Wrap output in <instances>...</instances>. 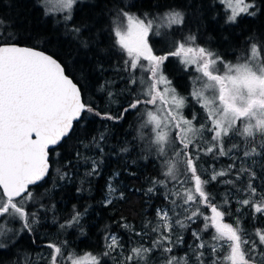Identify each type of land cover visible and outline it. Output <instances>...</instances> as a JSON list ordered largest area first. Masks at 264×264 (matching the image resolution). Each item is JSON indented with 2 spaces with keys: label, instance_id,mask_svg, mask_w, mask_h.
I'll return each mask as SVG.
<instances>
[{
  "label": "trees",
  "instance_id": "trees-1",
  "mask_svg": "<svg viewBox=\"0 0 264 264\" xmlns=\"http://www.w3.org/2000/svg\"><path fill=\"white\" fill-rule=\"evenodd\" d=\"M255 2L258 7L254 16L244 13L237 16L235 23H226L228 10L221 0H87L75 5L69 21L59 20L51 12L46 15L40 0H0V38L11 37L10 43L34 47L54 56L78 84L84 104L94 109L85 111L83 118L74 123L70 135L53 148L48 176L30 188L33 199L25 207L29 213H37L32 231L21 232L20 223L8 220L6 228L13 231L0 240L8 245L0 249V264H52L54 250L49 245L61 249L57 263L71 264L72 259L79 261L90 253L99 256L101 264H124L132 248L141 245L151 248L158 239L159 232L152 231L159 223L158 209L168 211L172 218L171 243L164 242L172 251L153 248L148 253L147 264H166L170 256L184 258L188 264H200L196 257L198 251L204 253L203 264H231L226 237L213 238L217 235L215 228L210 227L213 215L210 205L213 204L223 213L220 221L236 229L242 240L249 241L242 246L248 258L264 264V255L250 251L254 241L257 253H264V244L256 236L257 229L264 231V214L254 215L250 207L239 203L245 198L257 202L260 193H264V155L258 147L256 154L244 156L245 150L261 144L259 134L250 138L236 134L225 136L227 155L200 151L210 146L211 134L205 132L202 138L198 137L191 148L198 174L205 180H210L214 172L224 171L226 175L205 185L209 205L185 204L186 189L198 195L194 180L184 184L183 176L178 180L164 176V158L157 155L151 144L153 129L141 127L146 118L145 106L128 111L119 120L106 118V114L119 117L137 97L150 99L144 96V89L153 83L146 65L144 68L139 63L142 59L132 69L131 57L117 43L115 32L127 17L123 13L147 19L173 11L183 14L181 24L166 29L173 32L167 37L170 45L153 35L147 43L154 55L169 54L161 68L163 75L170 78L167 80L176 91L190 94L185 97L187 101H193V87L199 84L194 83L193 77L198 72L186 66L183 56L170 53L184 43L185 47H204L225 60L240 62L251 55L255 43L261 45L259 54L264 55V3ZM60 22L64 25L62 29ZM74 28H80L81 32L73 31ZM189 36L196 37L194 44L188 41ZM162 86L170 85L159 84L160 93L164 90ZM187 107V117L191 113L196 117L195 128L205 124L207 115L202 107L195 103H188ZM155 108L156 105H147L149 110ZM233 145L239 147L233 148ZM178 148L179 141L168 148L170 158ZM94 163L96 174L89 175ZM251 172L255 173L254 178ZM250 179L257 189L255 199L243 191ZM229 180L233 183H228ZM109 183L116 189L114 193H109ZM107 199L112 203L107 204ZM197 208L201 214L186 220ZM76 212L81 213L79 223L67 226ZM205 217L209 219L206 221ZM176 220L187 226L181 228ZM206 223L209 227L202 230ZM194 232L200 234V239L193 236ZM109 234L118 238L120 247L104 256L110 243L106 239ZM201 243L204 247L197 249Z\"/></svg>",
  "mask_w": 264,
  "mask_h": 264
},
{
  "label": "snow or ice",
  "instance_id": "snow-or-ice-1",
  "mask_svg": "<svg viewBox=\"0 0 264 264\" xmlns=\"http://www.w3.org/2000/svg\"><path fill=\"white\" fill-rule=\"evenodd\" d=\"M61 9L67 11L64 19L71 20L72 10L79 0H57ZM45 6V14L51 0H42ZM264 3V0H262ZM233 9L232 15L227 17L226 23H235L240 13L250 16L256 14V4L246 3L245 0H235V4L230 3ZM238 9V11H237ZM128 17V30L115 32L117 43L127 51L131 57V67L136 69L141 57L149 62V71L153 83L144 92L145 97H137L119 117L107 116V119L119 120L130 110L139 109L145 106V116L142 128L151 126L154 132V139L151 144L155 146L158 156L164 158V176L178 180L183 176L182 183L187 184L194 180L195 194L190 189H186L185 204L203 203L209 205V194L206 192L205 185L211 181H217L218 177L226 175L224 171L214 172L210 180L202 179L198 174V165L193 157L191 148L197 138H202L204 133L211 134V141L206 149L199 150L206 153L217 152L219 155H227L224 148V137L233 134L243 138L255 137L259 133L261 144L253 146L250 150L244 151V156L249 157L257 153L264 155V55H258L261 45L253 44L251 55L246 56L244 63L225 64V72L219 74L218 64L224 63L219 54L214 53L204 47H185L180 43L173 56H183L185 64H196V71L201 73L194 78V83L199 82L192 95L196 103L201 104L207 110L205 124L200 128L193 126V120L186 119L181 109L186 105V98L179 97L175 89L166 87L163 93L158 92L159 84L170 85V81L162 73V65L168 59L169 54L154 55L152 49L148 47L147 35L152 28V21L147 23L136 20L128 13H123ZM167 15L172 24H181L183 14L173 11ZM2 23V21H0ZM73 31L80 33V28ZM11 37L0 38V236L7 235L13 231L6 228L8 220L13 223H20V231H32L33 224L36 222L37 213H29L25 205L33 199V192L29 186H38L43 181L50 170L49 155L54 149L50 146H58L62 140L70 135L74 128V123L83 118V113L93 112L91 106H87L81 101V90L76 83L66 75V70L62 65L50 55L36 51L32 48L21 47L15 43H10ZM188 41L195 43L196 37L189 36ZM195 53V56L193 54ZM164 103L170 97L171 106L164 113L161 105H157V98ZM156 105L155 111L147 109V105ZM99 115V113H97ZM247 123L241 124L244 120ZM255 121V123H252ZM173 132L175 135L173 136ZM179 141L178 150H174L173 157H169L168 148ZM254 143V141H251ZM239 145H233L238 148ZM127 151V149H122ZM233 167L232 165L229 166ZM59 171V169L57 170ZM248 171V170H245ZM89 175L96 174L95 163ZM190 174V176H189ZM239 176V173L237 174ZM251 177L255 173L251 172ZM61 178H64L63 176ZM228 183H233L231 180ZM163 184L164 181H157ZM109 193H114L115 188L111 183L108 185ZM152 189H149L151 192ZM253 199L256 198L257 189L252 184L251 179L248 188L244 189ZM18 198V199H17ZM167 199V197H166ZM228 201H225L227 203ZM107 204L112 200L107 199ZM173 204L176 201H172ZM243 206L250 207L253 214H264V193H260L259 200L253 202L252 199H242L239 201ZM212 212L210 227L215 228L217 235L214 239L226 237L231 248L228 257L231 264H256L254 258H248V253L243 249V245L249 243L242 240L239 232L231 225L222 224L220 219L223 213L218 210L216 205H210ZM201 212L199 208L187 216L186 220L191 221ZM81 213L76 212L67 226L79 223ZM159 223L153 228V232H159L158 239L153 241L151 248L134 247L128 256L125 257L124 264H140L143 260L147 264L148 253L153 248H163L164 252H171L170 247L165 246L164 242L171 243V232L174 228L172 218L168 211L157 210ZM7 218V219H6ZM209 218L205 217L207 221ZM181 228L187 225L176 220ZM209 225L206 223V230ZM167 232L168 235H164ZM18 234V233H17ZM140 236L141 233H136ZM193 236L200 239V234L193 233ZM256 236L260 244H264V231L257 229ZM110 243L107 244L103 255H109L110 251L120 247L118 238L109 234L106 237ZM8 245L0 242V249L7 248ZM53 248L52 264H57V255L61 249L55 245ZM204 244L197 245L196 248H203ZM215 251V248H213ZM251 253H257V245L253 241ZM203 252H197V260L203 264ZM69 259H72L69 257ZM85 260L89 264H101L99 256L87 254ZM72 264H85L84 260L72 259ZM166 264H188L184 258L177 259L174 256L166 258Z\"/></svg>",
  "mask_w": 264,
  "mask_h": 264
},
{
  "label": "rangeland",
  "instance_id": "rangeland-1",
  "mask_svg": "<svg viewBox=\"0 0 264 264\" xmlns=\"http://www.w3.org/2000/svg\"><path fill=\"white\" fill-rule=\"evenodd\" d=\"M87 0H79V2L78 3H80V2H86ZM222 2H223V4L225 5V8L228 10V16H230V15H232V11H233V9L229 6V4L230 3H232V4H235V0H221ZM245 2L246 3H255L256 4V6L258 7V4L255 2V0H245ZM40 3L42 4V6L43 7H45L44 6V4L42 3V0H40ZM77 4V3H76ZM75 4V5H76ZM75 7V6H74ZM257 7H256V9H255V11H257ZM47 11L48 12H51V13H53V14H56V15H58V18H59V20H65L64 19V16L65 15H67L68 13H67V11L66 10H63V9H61V7L59 6V3L57 2V0H51V3H49L48 4V7H47ZM237 11H238V9H237ZM73 14H74V8H73V10H72V17H73ZM241 14H244V13H240L238 16H240ZM130 16H132V15H130ZM133 18H134V20H133V23H135V21L136 20H140V21H143V22H145V23H147L148 21H152V28L149 30V32H148V35H147V37H146V39H147V41H148V39H149V36L150 35H153L154 36V38L156 39V40H159V39H163V43H165V44H167V45H170V42L168 41V38L167 37H169V36H171V34H173V32H166V29H169L172 25H175V24H172L171 23V21H170V19H168L167 18V15H159V16H156V17H152V19H147V18H144V17H140V18H137V17H135V16H132ZM72 19V18H71ZM67 21H69V20H67ZM128 24H129V21H128V17H126L125 19H124V23L120 26V28H119V30L120 31H122V32H127V30H128ZM179 25V24H178ZM63 22H60V29H62L63 28ZM157 46H160V43H157ZM148 47H149V45H148ZM187 47H192V46H187ZM150 48V47H149ZM177 49V48H176ZM258 55H260L259 53H258ZM143 61H142V60ZM139 60H141L139 63H140V65H142V66H144V64L146 65V67L147 68H149V62L147 61V60H144L143 59V57H141ZM223 61H224V63H221V64H218L217 65V68H218V70H219V74H221V75H223V73L225 72V64H233V65H235V64H237V63H244V62H246V60H244V61H240V62H230L229 60H225V59H223ZM189 65V66H188ZM188 68L189 67H192L193 69H195L196 70V64L195 63H193V64H187L186 65ZM144 68H145V66H144ZM201 75V73H199L198 72V74H197V76H200ZM167 79H170L169 77H167ZM193 79H194V77H193ZM169 86V85H168ZM158 87V86H157ZM170 87L171 88H173L174 89V86H173V84H170ZM197 87H199V84H197L196 86H194L193 87V92H194V90L197 88ZM162 88H166L165 86H162ZM147 90V87L144 89V92ZM162 91V93H163V91L164 90H161ZM175 92L177 93V95L179 96V97H183V98H185L186 96H190V94L188 95H185V94H182V93H179L178 91H176L175 90ZM192 92V93H193ZM191 97H192V99H193V101L191 100V99H189L188 101L186 100V105H185V107L184 108H182L181 109V112H182V115L186 118V119H189V120H193L191 117H194V116H192L191 114H190V116L189 117H187V115H186V111L187 110H189V107H187V105H188V103H190V105H193L194 103L195 104H197L198 106H200V107H202V105L201 104H198V103H196V100H195V98H194V96L191 94ZM157 105H161L162 106V108H163V111L160 113V116L161 117H163V115H164V113L165 112H167L168 110H169V107L171 106V100H170V97L168 98V102L167 103H164L163 101H157ZM194 108V107H193ZM202 109L205 111V114L207 115V110L204 108V107H202ZM195 110V109H194ZM155 111V110H154ZM195 122V120H193V123ZM248 121L245 119L244 121H243V124L244 123H247ZM252 123H255V121H252ZM257 134H259V133H257ZM40 200V198L37 200V201H39ZM7 219V218H6ZM222 224H225L224 222H222V221H220ZM17 224H18V222H17ZM10 227H11V225H10ZM3 237V235L2 236H0V240H1V238ZM226 244H228L229 245V242L227 241V239H226V242H225ZM230 247V246H229ZM230 251L228 252L229 253V256H230V254H231V248L229 249ZM85 257L86 256H84L83 257V259L82 260H84L85 261V263H88L89 261H87V260H85ZM57 264H64L63 262H58ZM72 264V263H71Z\"/></svg>",
  "mask_w": 264,
  "mask_h": 264
},
{
  "label": "water",
  "instance_id": "water-1",
  "mask_svg": "<svg viewBox=\"0 0 264 264\" xmlns=\"http://www.w3.org/2000/svg\"><path fill=\"white\" fill-rule=\"evenodd\" d=\"M15 44H17V43H15ZM17 45H19V44H17ZM19 46H21V47H28V48H32V49H34V50H36V51H40V52H43L44 54H46V55H50V54H48V53H46V52H44V51H42V50H40V49H37V48H34V47H30V46H23V45H19ZM50 56H52V55H50ZM54 59H56L54 56H52ZM57 60V59H56ZM58 61V60H57ZM59 62V61H58ZM60 63V62H59ZM61 64V63H60ZM62 65V64H61ZM62 67H63V65H62ZM70 79H72L68 74H66ZM73 80V79H72ZM73 82L74 83H76L74 80H73ZM77 84V83H76ZM78 85V84H77ZM79 87V86H78ZM81 101H82V103H84L83 102V99H82V95H81ZM51 148H55V147H57V146H50ZM49 165H50V168H51V164H50V155H49ZM50 171V170H49ZM48 176V175H47ZM46 176V177H47ZM46 177H45V179H46ZM44 179V180H45ZM42 182V181H41ZM41 182H39V183H41ZM33 186H29V188H32ZM0 192H2V189H0ZM18 199V198H17Z\"/></svg>",
  "mask_w": 264,
  "mask_h": 264
}]
</instances>
